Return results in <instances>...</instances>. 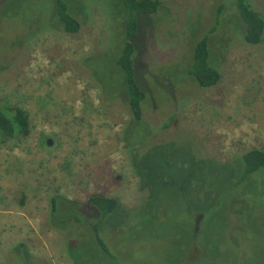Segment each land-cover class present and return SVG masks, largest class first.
Listing matches in <instances>:
<instances>
[{
  "label": "rangeland",
  "instance_id": "rangeland-1",
  "mask_svg": "<svg viewBox=\"0 0 264 264\" xmlns=\"http://www.w3.org/2000/svg\"><path fill=\"white\" fill-rule=\"evenodd\" d=\"M69 1L82 12L76 33L60 26L55 0H6L0 12V105L30 118L29 135L0 144V264H23L19 242L49 264H264V172L235 186L233 164L264 150V39L245 41L236 0H162L158 16L142 17L141 122L118 99L124 9ZM250 2L264 14V0ZM218 18L209 43L222 79L202 88L189 74L193 52ZM58 194L86 209L90 195L119 198L100 226L115 259L90 222L70 221L75 238L51 224Z\"/></svg>",
  "mask_w": 264,
  "mask_h": 264
},
{
  "label": "trees",
  "instance_id": "trees-1",
  "mask_svg": "<svg viewBox=\"0 0 264 264\" xmlns=\"http://www.w3.org/2000/svg\"><path fill=\"white\" fill-rule=\"evenodd\" d=\"M119 7L123 8L124 16L126 18L125 23V41L123 48L116 58L117 71L120 73L118 80L123 79L124 88L120 92L118 99L120 103L125 106L131 119L136 122H141L143 118V104L148 98L147 92L142 89L136 79V69L134 66L135 56V42L139 34V26L141 28L142 17L145 15H155L161 12L163 5L162 0H118ZM56 13L59 24L63 27V30L68 33H76L82 26L81 20L77 17V12L81 15L82 12L72 6L69 0H55ZM235 7V8H234ZM6 9V0H0V12ZM225 6L221 4L218 6L219 18H221L225 11ZM239 16V20L242 23V33L244 39L249 44H259L264 39V14L256 10L250 0H236L233 4V12ZM230 12V14H232ZM16 18V15L9 17L3 16V18ZM2 18V19H3ZM211 27L209 32L196 42L194 48L193 64L190 67L189 74L193 76L200 87L209 88L217 85L222 79V73L217 67V59L213 56V52L210 49V36L216 31L220 19ZM143 24V23H142ZM86 63V60H85ZM1 71V68H0ZM103 92V91H102ZM103 98V97H102ZM113 96L106 97L105 101L114 103ZM114 106V105H112ZM30 133V118L27 110L16 105H0V144H5L11 139L18 138L20 136H27ZM131 151H136L134 148ZM132 154V155H133ZM234 169H236V181L235 186H239L246 181H250L256 174L257 177L264 172V150L263 149H251L245 152L243 155L234 158ZM260 175V176H259ZM200 189V188H199ZM197 188V191L199 192ZM206 194V193H205ZM82 201L72 200L63 195H54L50 199L51 211L50 222L58 228L67 231L71 237H78L77 234L72 235L70 233L71 222L79 223L90 222V227L93 233L94 242L107 256L115 259L116 256L109 249V245L102 238L100 232V226L104 224L106 218L113 217L118 211L120 200L118 197H110L102 194L90 195L84 202L89 206L87 209L81 207ZM73 205L77 206L75 218L72 216H63L66 209H69ZM116 210V211H115ZM70 217V218H69ZM60 218H66L67 221L63 225H58ZM71 221V222H70ZM87 221V222H86ZM194 228V234L199 235L201 226ZM72 238V239H74ZM69 249L72 246L69 245ZM14 255L22 261L23 264H32L34 261L41 264H49V262L35 258L31 255L25 242H19L13 247ZM210 255L217 254L213 251H208ZM218 257V256H217ZM219 259V258H218ZM214 260V259H213ZM226 263V262H225ZM230 264V263H226Z\"/></svg>",
  "mask_w": 264,
  "mask_h": 264
}]
</instances>
